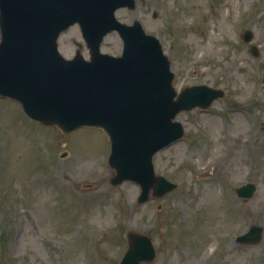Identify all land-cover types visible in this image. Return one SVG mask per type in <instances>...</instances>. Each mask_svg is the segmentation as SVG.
I'll return each mask as SVG.
<instances>
[{
	"label": "rangeland",
	"instance_id": "374dc122",
	"mask_svg": "<svg viewBox=\"0 0 264 264\" xmlns=\"http://www.w3.org/2000/svg\"><path fill=\"white\" fill-rule=\"evenodd\" d=\"M136 1L117 18L141 21L160 40L177 90L225 91L206 111L180 113L184 137L154 156L156 173L178 187L139 204L138 184H111L103 130L65 137L0 97V264H119L128 232L151 238L156 257L144 264H264V232L257 244L237 242L264 228V0ZM239 28L253 40H239ZM74 41L84 44L77 25L60 39L67 58ZM122 48L116 32L102 44L114 56ZM248 183L254 197L240 198L236 189ZM211 189L213 200L204 196Z\"/></svg>",
	"mask_w": 264,
	"mask_h": 264
},
{
	"label": "water",
	"instance_id": "95a60500",
	"mask_svg": "<svg viewBox=\"0 0 264 264\" xmlns=\"http://www.w3.org/2000/svg\"><path fill=\"white\" fill-rule=\"evenodd\" d=\"M120 7L134 9L135 0H0V96L19 102L30 118L57 126L66 136L85 126L102 128L111 146L109 165L116 171L112 184H139V203H144L177 188L155 173L153 157L184 136L178 114L198 106L208 109L224 92L198 85L177 93L160 41L137 22H119L115 11ZM76 23L90 61L81 49L71 60L59 53V35ZM113 30L124 40L119 57L101 52L105 35ZM252 39L248 31L245 40ZM251 52L259 56L257 47ZM255 191L250 183L237 194L252 198ZM262 234L263 228L253 227L238 241L255 244ZM128 239L120 264L155 259L148 236L129 233Z\"/></svg>",
	"mask_w": 264,
	"mask_h": 264
},
{
	"label": "bare ground",
	"instance_id": "6f19581e",
	"mask_svg": "<svg viewBox=\"0 0 264 264\" xmlns=\"http://www.w3.org/2000/svg\"><path fill=\"white\" fill-rule=\"evenodd\" d=\"M213 171H215V167H214V166L211 167V168L208 169V170H203V171L201 172V174L204 175V173L213 172ZM204 196H205V197H208L210 200H213V199H214V190L211 189L210 191H206V192H204Z\"/></svg>",
	"mask_w": 264,
	"mask_h": 264
}]
</instances>
